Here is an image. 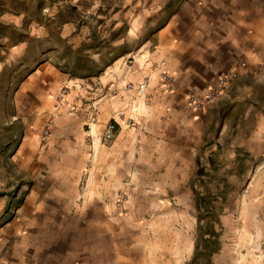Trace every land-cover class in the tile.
<instances>
[{"label": "rangeland", "instance_id": "obj_1", "mask_svg": "<svg viewBox=\"0 0 264 264\" xmlns=\"http://www.w3.org/2000/svg\"><path fill=\"white\" fill-rule=\"evenodd\" d=\"M145 6L146 0H0V264H12L25 248V259L35 264H264V63L239 82L233 71L237 77L228 85L236 80L230 87L241 89L242 99L221 110V131L211 129L193 175L171 197L131 202L122 191L103 213L88 196L94 183L85 169L60 195L47 198L48 205L60 206L57 213L23 212L34 162L54 120L82 110L85 92L100 88V75L114 73L107 67L120 50L141 43L143 37L128 33ZM229 72L185 95L187 108L196 112L219 100L228 85L199 108L187 99L203 97ZM123 85L129 89L131 82ZM44 113L47 119L38 124ZM40 129L31 154L27 136ZM44 221L53 228L37 229L34 223ZM39 238L45 246L35 243ZM36 252L45 255L36 258ZM66 256L71 258L63 263Z\"/></svg>", "mask_w": 264, "mask_h": 264}, {"label": "crops", "instance_id": "obj_2", "mask_svg": "<svg viewBox=\"0 0 264 264\" xmlns=\"http://www.w3.org/2000/svg\"><path fill=\"white\" fill-rule=\"evenodd\" d=\"M141 13L133 18L128 33L131 39L143 37L141 43L120 50L107 67H114V73L100 75V88L85 92L82 110L61 113L54 120L51 138L34 162L39 173L34 170L30 179L34 184L22 207L26 214L57 213L60 206L48 205L47 198L60 195L66 183L77 181L85 169L89 185L94 183L88 196L98 200L103 213L110 212L109 199L122 191L131 202L171 197L172 189L193 175L211 129L221 131V110L242 99L241 89L230 87L236 80L213 105L196 112L187 108L185 95L204 91L214 76L225 71L238 72L239 82L245 72L264 63V0H146ZM162 72L172 78L169 92ZM145 79L148 88L140 94L137 87ZM128 80L131 85L126 89L123 84ZM47 116L41 114L38 124ZM109 123L115 130L106 139ZM40 131L27 136L31 154L38 150ZM30 224L25 222L24 228ZM34 224L40 226L37 229L53 228L51 221ZM35 243L45 246L42 238ZM23 250L27 254V248L22 249L10 262L35 264L25 259ZM41 254L45 255L36 252V258ZM70 258L66 256L63 263ZM42 264L58 260L44 259Z\"/></svg>", "mask_w": 264, "mask_h": 264}, {"label": "built area", "instance_id": "obj_3", "mask_svg": "<svg viewBox=\"0 0 264 264\" xmlns=\"http://www.w3.org/2000/svg\"><path fill=\"white\" fill-rule=\"evenodd\" d=\"M237 77V73L235 72H229L225 75H221L217 78V80L215 81L214 84H212L208 91L206 92V94L201 97V98H195V97H189L188 103L191 106H194L196 108H199L205 104H210L212 102H214L223 92V89L226 87V85H228L230 83V81H232L234 78ZM161 80L164 83V85L166 86L167 89H170L171 85H172V78L166 74L165 72L162 73L161 76ZM147 83L148 81L145 80L144 82L140 83L137 87L138 93L140 94H145L146 93V89H147ZM59 101L63 102L64 101V94L59 95ZM71 110L75 111V106L72 105L71 106ZM91 110H92V116L93 119L95 120L96 118V114H97V108L95 104L91 105ZM115 130V126L113 123H109L107 126V129L105 131V138L106 139H111L113 136ZM47 134V133H46Z\"/></svg>", "mask_w": 264, "mask_h": 264}]
</instances>
